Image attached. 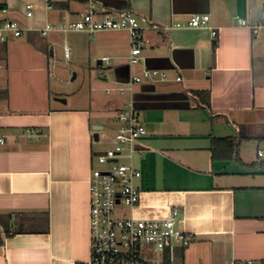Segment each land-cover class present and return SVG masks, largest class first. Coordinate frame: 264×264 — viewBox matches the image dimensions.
<instances>
[{
  "label": "crops",
  "instance_id": "1",
  "mask_svg": "<svg viewBox=\"0 0 264 264\" xmlns=\"http://www.w3.org/2000/svg\"><path fill=\"white\" fill-rule=\"evenodd\" d=\"M96 1L98 8L132 12L148 42L142 59L131 64L125 31L74 32L72 46L65 39L63 52L65 45L71 51L66 60L93 61L98 69L112 61L111 81L102 76L92 91L115 98L98 105L94 98L82 104L78 95L61 94L52 70L62 33H40L47 25L80 20L87 1L0 0V20L24 28L0 53L6 137L0 145V230L10 233L0 246V264H90L89 179L103 153L94 127L102 126L100 141L102 114L128 103L135 108L134 97L147 134L126 161L142 173L136 181L141 199L123 213L162 220L179 209V227L194 238L165 264H264V29L254 34L238 22L262 23L264 0ZM28 4L34 6L31 18ZM195 14L209 15V28L175 27ZM210 28L220 30L217 39ZM145 70L165 73L168 81H144L126 92L131 96L106 92L121 86L117 79L124 75ZM201 91L209 92L210 109L192 96ZM216 139L236 144L239 160L213 158ZM224 147L219 144L220 154Z\"/></svg>",
  "mask_w": 264,
  "mask_h": 264
},
{
  "label": "built area",
  "instance_id": "2",
  "mask_svg": "<svg viewBox=\"0 0 264 264\" xmlns=\"http://www.w3.org/2000/svg\"><path fill=\"white\" fill-rule=\"evenodd\" d=\"M50 3L52 0H45ZM87 10L81 19L69 24L47 25L41 29L42 36L52 32L68 34L84 32L90 35L102 31H125L130 38L131 53L129 62L136 64L142 59V51L148 43L143 37L142 28L137 17L129 10H118L106 6L98 8L96 0H86ZM26 16L33 17L34 6H26ZM264 15V12H263ZM239 24L254 34L264 29V21L251 25L239 19ZM210 16L207 14L192 15L185 25L175 27L209 28ZM213 39H217L219 29L210 28ZM24 28L18 21L0 20V53L11 41L22 37ZM70 49L64 46V56L70 57ZM102 63L109 64L107 57ZM3 65L0 63V70ZM148 79L152 84L168 81L165 73L157 70H145L142 77L134 76L129 82L116 89H107V93L134 92L137 85ZM177 81H181L177 77ZM120 128L116 133L114 147L97 154V163L104 168L92 169L89 179L90 196V264H165L166 257L172 258L178 248L185 249L193 241V236L183 232L179 227L180 211L173 209L166 219L138 220L123 213V209H134L140 204L141 194L136 181L142 177L131 159L136 151L137 142L146 136L145 128L140 124L136 109L130 105L117 115ZM28 133H31L29 131ZM6 143V137L0 128V145ZM264 157V151L259 152ZM233 264H261L243 261Z\"/></svg>",
  "mask_w": 264,
  "mask_h": 264
},
{
  "label": "rangeland",
  "instance_id": "3",
  "mask_svg": "<svg viewBox=\"0 0 264 264\" xmlns=\"http://www.w3.org/2000/svg\"><path fill=\"white\" fill-rule=\"evenodd\" d=\"M66 35L67 37H65ZM61 34L57 36L56 40L59 44H62V48H57V56H56V62L55 67L52 70V78L53 82L61 89V94L64 96H69L70 98L74 95L79 96V100H81V103L88 104L90 102L91 98H94L96 100V103L103 104L105 101L111 100L115 98V95H107L104 92H94L92 91L93 88H96L98 83H95L94 81H101V77L105 76L108 81H111L110 79V71L109 69L112 68L113 64L112 61L110 65H105L103 69H98L96 66V62H91V64H78V62H75L73 59L66 60L64 57L63 52V45L64 41L67 38L69 41L70 34ZM65 37V38H64ZM69 44H71V40L69 41ZM74 75L76 77L74 78ZM133 77V76H132ZM138 77H142L138 76ZM74 78V79H73ZM144 81H148V79H143ZM105 88V87H104ZM124 95L131 96L130 93H126ZM109 102V101H108ZM131 103H128L123 109L112 112L108 115L109 111L102 114L105 116V131L102 132L101 140L97 143H95L96 147L101 150L102 152H106L109 149L113 148V142L111 143V134L114 135L113 132H116L119 121L117 118V115L122 110H128L130 108ZM143 112L140 110L136 111V114L140 115ZM117 120L112 121L111 118H115ZM110 133V134H109ZM105 134H108L105 136ZM115 136V135H114ZM125 163H128L126 160ZM97 168H104V166H97Z\"/></svg>",
  "mask_w": 264,
  "mask_h": 264
},
{
  "label": "trees",
  "instance_id": "4",
  "mask_svg": "<svg viewBox=\"0 0 264 264\" xmlns=\"http://www.w3.org/2000/svg\"><path fill=\"white\" fill-rule=\"evenodd\" d=\"M126 9H128V6L126 7ZM192 96L198 100V102L206 109H210V94L209 92L206 91H201V92H193ZM222 143L223 145H225V147L223 148L222 154L219 153V144ZM221 151V150H220ZM212 156L213 158H222L224 160H239V156H238V146L236 144H234L231 140L229 139H216L213 141V145H212ZM22 230H20L21 232ZM18 233V231H17ZM9 236L10 233L5 231V234L3 235V231L0 230V246L4 244V237ZM11 235H13V233H11Z\"/></svg>",
  "mask_w": 264,
  "mask_h": 264
},
{
  "label": "water",
  "instance_id": "5",
  "mask_svg": "<svg viewBox=\"0 0 264 264\" xmlns=\"http://www.w3.org/2000/svg\"><path fill=\"white\" fill-rule=\"evenodd\" d=\"M76 77V75H74V78ZM73 78V79H74ZM129 78H130V76H128V75H124L123 77H121V78H119V79H117V82H119V83H127V82H129ZM154 88V87H153ZM137 97L135 98L134 97V103H135V109H138L137 108V106H136V102H137ZM58 102H63V103H66V101L65 100H63V99H56ZM102 129V126H100V125H97V126H95L94 127V130L96 131V133L94 134V140L96 141V142H98L99 141V133H98V131H100Z\"/></svg>",
  "mask_w": 264,
  "mask_h": 264
}]
</instances>
